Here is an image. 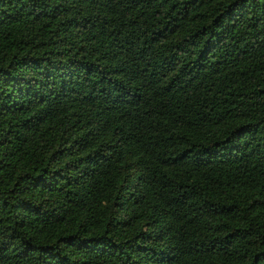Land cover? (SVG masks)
Masks as SVG:
<instances>
[{"label":"trees","instance_id":"16d2710c","mask_svg":"<svg viewBox=\"0 0 264 264\" xmlns=\"http://www.w3.org/2000/svg\"><path fill=\"white\" fill-rule=\"evenodd\" d=\"M0 264H264V0H0Z\"/></svg>","mask_w":264,"mask_h":264}]
</instances>
